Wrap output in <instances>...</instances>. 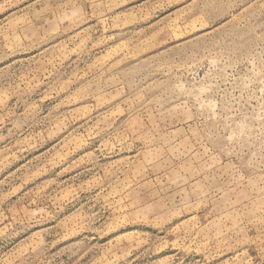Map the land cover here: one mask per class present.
<instances>
[{"label": "rangeland", "instance_id": "rangeland-1", "mask_svg": "<svg viewBox=\"0 0 264 264\" xmlns=\"http://www.w3.org/2000/svg\"><path fill=\"white\" fill-rule=\"evenodd\" d=\"M0 264H264V0H0Z\"/></svg>", "mask_w": 264, "mask_h": 264}]
</instances>
